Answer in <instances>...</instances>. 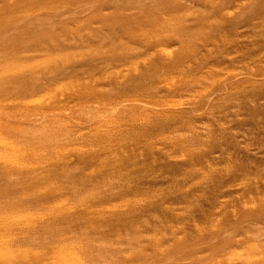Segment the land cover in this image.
<instances>
[{"label": "rangeland", "instance_id": "obj_1", "mask_svg": "<svg viewBox=\"0 0 264 264\" xmlns=\"http://www.w3.org/2000/svg\"><path fill=\"white\" fill-rule=\"evenodd\" d=\"M0 264H264V0H0Z\"/></svg>", "mask_w": 264, "mask_h": 264}, {"label": "bare ground", "instance_id": "obj_2", "mask_svg": "<svg viewBox=\"0 0 264 264\" xmlns=\"http://www.w3.org/2000/svg\"><path fill=\"white\" fill-rule=\"evenodd\" d=\"M15 60H16L17 62H20V61H21V58L17 57V55H16ZM11 61H12V60H11ZM9 86H11V85H9ZM11 87H12V86H11Z\"/></svg>", "mask_w": 264, "mask_h": 264}]
</instances>
